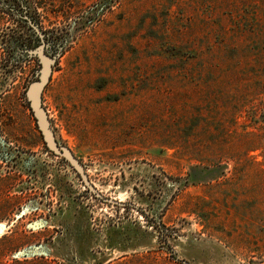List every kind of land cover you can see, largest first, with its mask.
Returning <instances> with one entry per match:
<instances>
[{
	"label": "rangeland",
	"instance_id": "374dc122",
	"mask_svg": "<svg viewBox=\"0 0 264 264\" xmlns=\"http://www.w3.org/2000/svg\"><path fill=\"white\" fill-rule=\"evenodd\" d=\"M0 264H264V0H0Z\"/></svg>",
	"mask_w": 264,
	"mask_h": 264
},
{
	"label": "water",
	"instance_id": "95a60500",
	"mask_svg": "<svg viewBox=\"0 0 264 264\" xmlns=\"http://www.w3.org/2000/svg\"><path fill=\"white\" fill-rule=\"evenodd\" d=\"M30 53H35L39 57L41 69L39 78L29 83L26 90V96L30 102L31 109L36 118L38 128L42 133L46 146L56 155L65 158L72 165L75 171L79 174L84 185L91 193L101 198L103 201L117 203V200L103 196L95 187V185L88 178L83 165L75 157L70 148L58 144L50 124L47 110L43 106L42 101V93L51 76L52 65L55 59L45 53L44 44L34 50H31Z\"/></svg>",
	"mask_w": 264,
	"mask_h": 264
},
{
	"label": "flooded vegetation",
	"instance_id": "af4514ba",
	"mask_svg": "<svg viewBox=\"0 0 264 264\" xmlns=\"http://www.w3.org/2000/svg\"><path fill=\"white\" fill-rule=\"evenodd\" d=\"M23 20H28V21H30L29 20V18L28 17H26V14H23ZM30 25H31V27L35 30V32H37L38 33V36H39V38L41 39V43H40V45H42V44H45L44 43V39H43V36H42V34L37 30V28L30 22ZM22 40H24V39H22ZM14 45H19V44H14ZM39 45V46H40ZM39 58V57H38ZM40 60V59H39ZM41 63V62H40Z\"/></svg>",
	"mask_w": 264,
	"mask_h": 264
}]
</instances>
